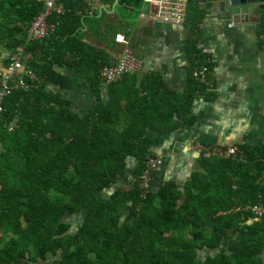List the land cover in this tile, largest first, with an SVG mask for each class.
Here are the masks:
<instances>
[{
	"label": "trees",
	"instance_id": "1",
	"mask_svg": "<svg viewBox=\"0 0 264 264\" xmlns=\"http://www.w3.org/2000/svg\"><path fill=\"white\" fill-rule=\"evenodd\" d=\"M140 4L117 0L132 18ZM41 9L35 0H0V47L9 56L21 45L31 55L23 66L37 78L35 88L15 90L0 104V264H262L264 216L244 208L264 205V145H238L233 158L197 157L199 171L181 185L166 180L143 197L137 187L150 147L165 133L190 129L193 101L214 97L212 64L196 47L203 11L187 7L181 92L157 73L137 81L129 72L106 85L102 102L98 72L110 63L83 40L91 16L69 11L47 37L24 43V29ZM255 35L260 45L264 2ZM55 66L88 81L95 103L86 115L61 98L72 80ZM197 66L207 70L205 84L192 75ZM129 158L130 187L112 189ZM76 214L82 219L68 234L61 219ZM181 228L184 238L176 235ZM203 247L214 254L197 260Z\"/></svg>",
	"mask_w": 264,
	"mask_h": 264
},
{
	"label": "crops",
	"instance_id": "2",
	"mask_svg": "<svg viewBox=\"0 0 264 264\" xmlns=\"http://www.w3.org/2000/svg\"><path fill=\"white\" fill-rule=\"evenodd\" d=\"M59 1L67 9L65 13L73 10L76 15H79L76 10L84 5L92 6L91 14L86 15L91 17L85 20L83 40L105 51L110 64L118 59L122 50L121 45L112 41L113 35L120 33L127 41V50L139 61L140 67L134 71L137 81L145 73H157L172 90L181 92L184 89L188 67L185 58L187 23L173 26L139 20L138 13L150 9L142 2L132 18L127 13L131 9L117 7V0L115 4L114 0ZM194 5L203 11L198 25L201 37L196 47L212 64L214 97L211 101H193L191 110L195 121L190 129L165 133L150 147L151 153L161 155V164L150 176L152 192L163 181L172 180L181 185L189 173L199 171L192 143L221 147L264 145V35L260 37V45L255 35L259 4L243 18L230 15L220 3L189 0L187 7ZM123 10L126 11L123 13ZM8 54L5 47H0V81L5 76ZM54 69L72 80L69 89L59 91L61 98L69 103L71 111L79 116L86 115L95 103L88 81L77 77L71 67L55 66ZM105 87L99 84L102 102L106 100ZM47 89L52 91L53 87L48 85ZM133 164L132 159L126 160L125 171L112 189L130 187ZM185 229L181 228L178 233ZM261 258L264 264V249Z\"/></svg>",
	"mask_w": 264,
	"mask_h": 264
},
{
	"label": "built area",
	"instance_id": "3",
	"mask_svg": "<svg viewBox=\"0 0 264 264\" xmlns=\"http://www.w3.org/2000/svg\"><path fill=\"white\" fill-rule=\"evenodd\" d=\"M41 4V11L31 20L24 29V43L39 41L52 33L58 20L62 18L67 9L63 7L59 0H35ZM143 4L149 6L148 11L138 13V19L156 24H167L179 26L184 24L187 15V6L189 0H141ZM92 6L86 4L77 14L90 15ZM53 17V20H49ZM113 43L122 46L118 59L112 63L101 67L98 72V78L104 86L113 83L121 78L125 73L134 72L139 69L140 64L127 50V41L120 33L113 35ZM31 55L23 51L21 45L14 48L13 52L7 58L5 66V76L0 81V104L1 100L15 90L27 91L36 87L37 78L34 73L23 66V62L30 59ZM207 70L203 66L194 67L192 75L197 78L199 83L205 82ZM1 111V106H0ZM191 149L199 158H233L238 148L236 146L221 147L217 145H203L192 143ZM161 164V155L151 153L145 158L144 169L138 177L137 187L140 191V197L150 190L149 182L153 170ZM255 218L264 216V205H255L245 207Z\"/></svg>",
	"mask_w": 264,
	"mask_h": 264
},
{
	"label": "water",
	"instance_id": "4",
	"mask_svg": "<svg viewBox=\"0 0 264 264\" xmlns=\"http://www.w3.org/2000/svg\"><path fill=\"white\" fill-rule=\"evenodd\" d=\"M204 2L220 3L223 10L229 12L230 15L243 18L250 14L253 6L264 2V0H204Z\"/></svg>",
	"mask_w": 264,
	"mask_h": 264
},
{
	"label": "rangeland",
	"instance_id": "5",
	"mask_svg": "<svg viewBox=\"0 0 264 264\" xmlns=\"http://www.w3.org/2000/svg\"><path fill=\"white\" fill-rule=\"evenodd\" d=\"M105 195H106V192H105ZM81 215L80 214H76V215H73V216H66V217H63L61 219L62 222H66L69 224V228L68 230L66 231V233L68 234H71L74 232V230L78 227L80 221H81ZM186 233H187V230H183L182 232L180 233H176V235L178 237H186ZM69 250L68 247H65L61 250H58L57 253H56V257H59L61 255H63L64 253H66L67 251ZM214 252H209L207 251L204 247L201 248L198 252H197V260H201L205 255H213ZM50 259H48L49 261Z\"/></svg>",
	"mask_w": 264,
	"mask_h": 264
}]
</instances>
